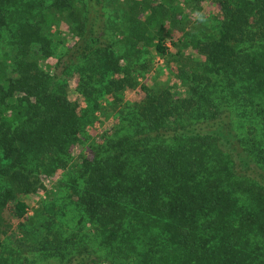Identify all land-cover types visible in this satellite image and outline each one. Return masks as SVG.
Listing matches in <instances>:
<instances>
[{"label":"trees","instance_id":"16d2710c","mask_svg":"<svg viewBox=\"0 0 264 264\" xmlns=\"http://www.w3.org/2000/svg\"><path fill=\"white\" fill-rule=\"evenodd\" d=\"M94 1L0 0V264H264V0H217L219 23L201 36L182 33L180 0H123L114 32L162 56L169 41L184 97L128 76L91 24ZM62 23L76 41L61 67ZM74 74L93 111L102 92L135 99L130 126L70 165L92 121L65 91ZM50 166L71 173L76 227L51 201L28 215L23 196Z\"/></svg>","mask_w":264,"mask_h":264},{"label":"rangeland","instance_id":"374dc122","mask_svg":"<svg viewBox=\"0 0 264 264\" xmlns=\"http://www.w3.org/2000/svg\"><path fill=\"white\" fill-rule=\"evenodd\" d=\"M94 1L92 12V25L95 28H100L102 38L106 42L112 43V48L120 56L119 65H123L128 70V76L134 78L136 84H145L155 91L160 89L169 88L174 97H184L188 95L187 87L175 76V63L172 57L175 56L176 48L166 42V47L169 54L162 56L155 52L153 46H144L141 42L137 45L129 47V43L125 41L124 34L121 31L114 32L116 26H120L123 22L122 13L126 2L123 0H97ZM153 3L159 0H150ZM180 9H176L177 17L179 19L178 26H181L182 33L191 32L192 35L201 36L214 30L219 23L221 17L220 4L217 0H180ZM143 19V15L141 16ZM102 21L105 22L103 27ZM105 28V31H104ZM169 30L174 33L175 37L177 32ZM60 43L57 45V55H60L61 67L66 62L67 56L64 55L66 51L72 49V45L76 41V37L68 31L64 23L60 25ZM180 33V32H178ZM181 34V33H180ZM178 34V35H180ZM188 39V38H187ZM138 46L141 48L138 50ZM137 51L134 52L135 49ZM185 54L197 59V53L188 48ZM52 58L41 62L42 67H46L47 63H52ZM80 75V73H78ZM70 76L64 80L65 91L71 100L80 102L78 112L83 113L84 119L92 121L85 124L83 127V134L80 136L82 142H77L71 147V152L68 157V164H73L77 160V155L84 152L90 146V143H95L99 137H109L113 133H121L123 127L130 126L133 119L134 109L132 102L135 99V92L127 89L124 91L116 92L115 94H105L102 92L100 96L96 95L99 105L93 111V99H82L78 90V77L79 75ZM110 77V72L104 73V79ZM102 86V84H100ZM99 86V84H98ZM138 87V86H137ZM118 97L120 101H115L114 98ZM241 104V102H240ZM50 171H39L36 174L39 183L42 187L38 188L35 192L23 196L30 204V211L28 215H32L34 210L42 203L51 201L54 203V209L60 215L57 217L58 223H62V227H76L78 219V211L70 207L64 206L69 198L66 193V186L61 185L71 175L62 167L53 168ZM8 216V214H6Z\"/></svg>","mask_w":264,"mask_h":264}]
</instances>
